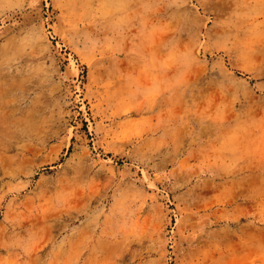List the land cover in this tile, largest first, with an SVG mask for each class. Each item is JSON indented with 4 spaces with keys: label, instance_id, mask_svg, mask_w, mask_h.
<instances>
[{
    "label": "rangeland",
    "instance_id": "obj_1",
    "mask_svg": "<svg viewBox=\"0 0 264 264\" xmlns=\"http://www.w3.org/2000/svg\"><path fill=\"white\" fill-rule=\"evenodd\" d=\"M0 264H264V0H0Z\"/></svg>",
    "mask_w": 264,
    "mask_h": 264
}]
</instances>
